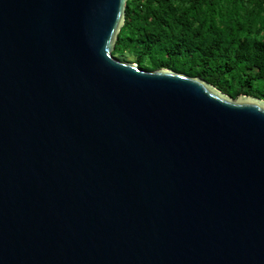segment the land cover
Here are the masks:
<instances>
[{"label":"water","instance_id":"water-1","mask_svg":"<svg viewBox=\"0 0 264 264\" xmlns=\"http://www.w3.org/2000/svg\"><path fill=\"white\" fill-rule=\"evenodd\" d=\"M127 0H0V264H264V99L112 56Z\"/></svg>","mask_w":264,"mask_h":264},{"label":"trees","instance_id":"trees-1","mask_svg":"<svg viewBox=\"0 0 264 264\" xmlns=\"http://www.w3.org/2000/svg\"><path fill=\"white\" fill-rule=\"evenodd\" d=\"M112 56L264 99V0H127Z\"/></svg>","mask_w":264,"mask_h":264}]
</instances>
